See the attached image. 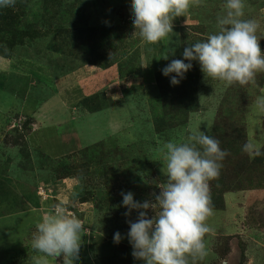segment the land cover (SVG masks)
Masks as SVG:
<instances>
[{"label":"rangeland","instance_id":"1","mask_svg":"<svg viewBox=\"0 0 264 264\" xmlns=\"http://www.w3.org/2000/svg\"><path fill=\"white\" fill-rule=\"evenodd\" d=\"M45 7V0H14L10 6L0 7L13 10L21 25L32 33L30 36L37 38L31 50L17 46L8 54L10 59L0 57V131L6 130L7 122L18 131L22 129V134L14 130L6 134L0 144V264L14 261L32 264L31 258L36 254L31 247L34 225L56 204L80 213L77 217L85 231L79 264H94L104 259L99 257L102 253L113 254L114 250L129 245L126 221L134 222L138 213L133 211L125 217L127 209L120 206L121 193L131 191L138 201L154 200L153 194L159 192L156 185L166 182V165L160 152L162 142H187L197 129L212 136L217 112L231 84L202 73L199 110L190 114L186 125L164 131V128L156 129L155 114L159 111L151 109L154 101L149 104L158 95L153 82L155 67L164 64L166 55L171 58L170 50L174 49L176 55L183 35H191V40L199 42L217 32L218 18L226 11L225 0H191L188 10L173 18V33L155 44L146 43L138 30L134 31L132 0H57L49 13ZM66 9L70 18L65 14ZM39 15L42 19L37 20ZM243 19L259 24L256 35L261 38L259 44L264 53V0H245ZM86 26L97 29L98 35H89L84 30ZM116 27L124 28V41L113 42L119 45V53L113 54L111 42L101 52L105 57L126 55L135 62L139 60L140 75L138 72L120 80L117 67L103 70L85 65L75 58L81 54L79 50L72 52L68 45H64L60 55L49 49L50 44L64 37L76 45L75 50L83 42L88 45L99 40L103 36L99 35V29ZM29 39L23 44H30ZM43 54L46 55L42 58ZM38 64L50 65L40 68ZM245 86L244 97L238 104L235 98L232 104L237 109L235 119L246 128L247 142H256L264 150V112L255 107L256 97L264 95V72H258L255 82ZM94 92L109 100L112 108L95 114L84 111L79 106L81 96ZM23 115L25 120L19 118ZM223 116L231 122L225 113ZM34 122L36 130L26 141L28 127ZM14 142L16 146L12 145ZM96 144V150H102L100 154L104 158L117 155L111 161L112 169L107 165L108 169L101 174H107L106 184L102 180L98 182L96 176L91 186L101 190L107 184L112 185L113 202L109 205L115 207L107 215H98L93 202L80 204L73 200L75 180L55 183L49 170L53 159L76 153L80 159L84 153L77 151ZM18 148L24 152L20 153ZM243 157L249 161L254 158L247 153L236 156L231 152L222 161L230 179L227 187L242 190L225 195V209L213 211L206 221L213 231L204 238L208 255L203 260L189 257V264H264V184L260 189L247 187L251 180L256 179L258 184L264 176L257 172L241 173ZM209 185L211 193L213 187L210 182ZM148 215L151 217L153 212L149 210ZM23 229L27 231L24 235ZM117 232L122 237L118 244L113 240ZM108 242H112L111 249L105 246ZM137 262L143 264L136 259L133 264ZM51 264H64L63 256ZM102 264H106L105 259Z\"/></svg>","mask_w":264,"mask_h":264},{"label":"clouds","instance_id":"2","mask_svg":"<svg viewBox=\"0 0 264 264\" xmlns=\"http://www.w3.org/2000/svg\"><path fill=\"white\" fill-rule=\"evenodd\" d=\"M14 0H0L7 7ZM191 0H132L133 29L148 44L158 43L173 33V18L188 10ZM245 0H225V14L218 18L219 30L206 40L185 46L182 59H172L161 73L171 86H178L195 61L204 76L228 84L246 85L255 82L258 72H264V53L256 35L259 24L243 19ZM175 55V50H170ZM163 59H168L166 55ZM187 61V63L185 62ZM118 97V96H117ZM255 107L264 112V95L255 100ZM242 151L252 157L264 155L253 141L243 144ZM166 182L159 183L154 200L138 201L134 193L122 192L121 207L128 220L127 239L132 256L143 264H189L207 255L205 235L213 228L206 222L213 214L209 182L220 175L227 152L220 142L205 131L194 130L187 142H162ZM153 215L149 217L148 211ZM31 247L36 253L32 264H51L64 258V264H79L80 246L85 231L81 220L61 204L53 205L36 224ZM119 232L114 234L120 243Z\"/></svg>","mask_w":264,"mask_h":264},{"label":"trees","instance_id":"3","mask_svg":"<svg viewBox=\"0 0 264 264\" xmlns=\"http://www.w3.org/2000/svg\"><path fill=\"white\" fill-rule=\"evenodd\" d=\"M56 1L57 0H45V9L47 13L50 12L49 8L55 6ZM65 14L69 18L71 17L67 9L65 11ZM39 18L42 19L41 15L36 17L37 20H40ZM123 29L124 28L121 27L99 29V35H103L99 38V40L93 41L88 45L83 42L80 44V46L78 45L75 50L74 47L76 45H74V43L68 42L64 37H60L58 41H55L54 43L49 45V49L53 52H56L55 54L60 55L63 51L64 45H68L69 49L72 52L79 50L78 53H81L82 56L81 54H77L75 55V58L80 59L83 64L103 70L117 67V74L119 76V79L123 80L138 72L139 75L141 74V64H137L139 60H136L135 62V60L131 57L126 58V55H122L119 58L105 57L104 53L101 52V50L105 46L109 45L108 42H111L112 44L113 42H118V44H121L124 41V35L122 32ZM84 30H86L89 35H98L97 29L93 30L89 26H86ZM59 34H63V29L60 30ZM30 35H32V33H30L21 25L20 18L13 10L0 9V57L2 56L3 58L10 59L11 57L8 54L17 46L26 48L30 47L29 49L31 50L34 46H32V44L36 42L37 38H34V36ZM190 36L191 35H183L182 39L180 40L179 48L176 49V55L171 54V58L168 57V59L163 62L164 64L161 65V67H155L153 82L156 85V92L158 93V95L156 99L153 98L150 100L149 105H152V102L154 101V105L151 109H155L157 112L159 111L157 114H155L154 121L155 127L156 129L158 128V131H160L159 128H164V131L165 129L167 130V128L186 125L189 122L190 114L199 110V92L201 88L200 83L202 80V71L197 62H192V69L186 73L185 78L178 86H171L169 78L164 77L161 73V69L164 68L168 63H170L172 59H177L179 57L180 49L181 56L178 59H182V52L185 46H187L188 44L192 45L197 42L196 40H191ZM29 37L31 38L28 40L30 44H23L24 40L28 39ZM109 46L112 47L114 55H117L119 53V45L113 44ZM45 55L46 54H43L42 58ZM36 56L37 59L41 60L39 54L36 53ZM35 60L36 59H34V61ZM185 62L187 63V61ZM47 65L50 64H43L39 67L45 68V66L47 67ZM33 80L31 81L32 84ZM230 87V92L223 99L219 111L217 112V121L213 125V131L211 132V134L213 138L217 139L220 142L221 149L225 150L227 152V155H230L232 152L233 155L238 156L239 154H242V156H244L245 152L242 151V146L247 142L246 128L236 121L234 111L237 109L235 105L233 106L232 104L234 103L235 98H237L235 104H238L239 99L244 97L242 93L246 86L239 83H232ZM125 93L127 94V92ZM104 104H107L108 108H105ZM79 106L84 111L92 114L103 112L105 110L108 111L110 110V108H112V104L109 102V100L105 101L101 97V94L95 92L92 95L86 94L84 96H81V99L79 100ZM224 113L225 116H227L231 120V122H227V120L223 116ZM28 129L30 130V126L28 127ZM13 130L16 134H22L20 133L22 129H19L20 131H18L17 127H15L9 132L5 133L4 136H6V134H9ZM2 141L0 144H2ZM12 145L16 146L17 144L16 142H14V144ZM25 146L23 147V150ZM96 146L97 144L94 146L90 145L88 147L82 148L83 150L80 149L79 151H77H81L84 153L80 159H77L79 155L78 153L72 156L67 155L63 158L53 159L52 166H50L49 170L51 173V179L53 181L56 180L55 183L66 179L75 180L76 184L73 187L75 196L72 198L73 200L78 201V203L80 204L93 202L96 207V209L94 210L97 211L98 215H107L108 210L113 211V207H115L109 205L110 201L113 202V200L111 199L112 193L110 192L111 188H113L112 185L107 184L105 188L101 190H97L96 188H92L91 186L96 181V176L99 177L98 182L102 180L106 184L107 174H101L106 172V170L108 169L107 165L110 167V169H112L111 161L117 159V155L109 154L104 158V156L100 154H103V151H97ZM18 150L20 153L24 152L23 150H20V148H18ZM261 151L264 152V150ZM241 168V173L257 172L258 174L264 176V155L254 157L252 161H249L248 159L243 157V159H241ZM225 170L226 168H224L222 165L219 177L215 180L210 181L213 187V192L210 193L211 207L213 211H223L225 209V195H227L228 193H237L238 191L242 190L241 187H237L235 189H229L227 187V185L230 183V179ZM263 180L260 179V183L258 184L255 183L256 179L251 180L247 187L249 189H260L263 187ZM72 210L76 213V216L80 214L77 210ZM38 222L39 221L35 223L34 230H36L35 226ZM21 232L23 235L27 233L25 229L21 230ZM111 245L112 242H108L105 246L111 249ZM129 246L130 244L127 247ZM127 247L120 250H114L113 254L102 253L99 257L104 258L106 260V264H133L135 262V259L132 256V247L130 246L131 248L129 249ZM17 254L18 253L16 252L14 255L15 259L17 257ZM102 261H96L94 264H102ZM15 262L16 261L9 264H15Z\"/></svg>","mask_w":264,"mask_h":264},{"label":"crops","instance_id":"4","mask_svg":"<svg viewBox=\"0 0 264 264\" xmlns=\"http://www.w3.org/2000/svg\"><path fill=\"white\" fill-rule=\"evenodd\" d=\"M34 67H36V64H35ZM24 117H26V115L20 116L19 118H22V120H25L26 118H24ZM8 119H9V118H8ZM8 119H7V120H8ZM10 124H11V122H7L6 125H5L6 130H1V131H0V143H1V141L3 140V137H4L5 133L9 132L12 128H15V127H16V126H15V127H10ZM36 126H37L36 122H34L32 126H30V129H31V130H29L30 132L27 133L26 141H28L29 134L32 133V131H35V130H36ZM37 207H38V206H37ZM33 210H34V209H33Z\"/></svg>","mask_w":264,"mask_h":264}]
</instances>
